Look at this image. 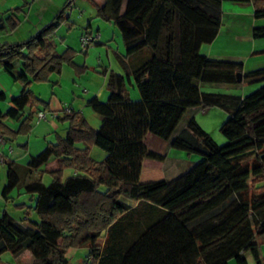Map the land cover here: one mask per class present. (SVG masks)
Here are the masks:
<instances>
[{
	"label": "trees",
	"instance_id": "1",
	"mask_svg": "<svg viewBox=\"0 0 264 264\" xmlns=\"http://www.w3.org/2000/svg\"><path fill=\"white\" fill-rule=\"evenodd\" d=\"M74 1L68 0L29 40L0 44V67L24 68L15 77L22 89L12 99L14 106L0 110V135L6 140L31 132L39 110L25 115L27 106H49L31 91L33 82L51 81L62 74L65 63L78 74L87 68L74 62V51L59 52L50 40L69 20L66 10ZM142 1L109 0L98 6L99 16L121 31L141 99H131L128 76L114 72L108 100L93 96L88 101L102 118L99 128L91 127L81 111L63 109L57 118L69 122L65 136L58 135L57 142L48 143L28 163L38 169L58 160L57 168L44 171L53 178L48 184L39 177L23 185L18 164L8 163L3 197L9 200L14 188H25L36 196L30 208L39 221L27 226L3 211L0 258L5 252L19 256L30 250L31 264H70L69 250L88 247L86 264H230L232 259L250 264L247 254L259 247L253 239L256 230H264V68L245 72L241 61L202 52L219 33L223 0H155L143 19L132 14ZM230 1H253L255 16L264 17V0ZM171 6L177 31L175 57L168 60L159 57L157 47ZM19 11L8 16L10 28L18 24ZM203 83L260 86L243 96L206 92ZM6 98L0 90V101ZM212 106L229 114L221 126L226 137L222 145L195 116ZM9 118L20 121L18 129L5 123ZM148 132L173 145L180 144L179 138L204 157L174 178L141 181L146 158H165L147 146ZM92 146L105 150L106 158L96 160ZM66 168L76 172L63 178Z\"/></svg>",
	"mask_w": 264,
	"mask_h": 264
},
{
	"label": "crops",
	"instance_id": "2",
	"mask_svg": "<svg viewBox=\"0 0 264 264\" xmlns=\"http://www.w3.org/2000/svg\"><path fill=\"white\" fill-rule=\"evenodd\" d=\"M67 1L68 0H0V44L22 43L37 35L43 28H45L49 23H51V21H53L57 14L64 8ZM89 1L96 7L95 14H93L87 20H81L85 15H80L76 12V7H78V4L81 3V0H75L72 4V7L66 10V12L70 15L69 20L57 28L54 35L51 36L50 40L55 43L56 49L59 52H62L65 49H71L72 51H74V62L76 64L85 65L87 67L86 70L92 68L98 74H101L104 77H108L107 81H104L103 86H101V91H104V95H108L106 100H104L100 92L97 91V88L95 90L97 92H92V90L90 89L89 96L86 99L83 98L80 103L76 104V102L80 101L81 99L74 100L73 98L71 101H69L68 98L59 93L57 85L60 86L61 84L59 77L60 75H53L51 81L49 82L38 83V86L47 87V92H49V94L45 96L42 95L41 92H38L33 88L34 85L36 86L37 84L36 82H33V84L30 86L31 91L36 97L47 102L49 106L47 107V109H45V105L43 104L31 107L27 106V108H25V115L30 111L36 113L37 110H45L48 116H52L51 122L54 126V130L58 129L59 127V124L57 123V115L63 112L65 104L70 103L71 108L79 110L83 113V103L85 102V105L89 106L88 101L91 97L97 96L101 101H107L110 96L108 84L112 73L115 72L127 75L130 83H133L132 61L131 59L126 58V49H123L122 45H120V36L116 33V31L111 29V26L114 23L99 16L98 14V6L104 4L109 0ZM154 1L155 0H143L137 7L133 9V16L143 19ZM16 8L20 9V11L17 13L19 21L15 27L10 28L7 18ZM109 12L110 7L108 6V13ZM176 31V9L175 7L171 6L166 13L160 40L157 47V54L159 55V57L168 60L174 59ZM86 33H99L100 39L94 41L93 45H89L87 48H85L84 51H82L80 39L82 35ZM201 50L204 54L213 59L241 61L243 62L245 72L264 68V17L257 18L255 16V6L253 1L223 0L221 27L219 33L211 43L204 44ZM82 53L84 54V56L80 58ZM44 54L45 50L40 48L38 50V55L42 56ZM137 58L138 57H136L135 60ZM1 70L2 69L0 67V90L6 92L7 98L4 101H0V110L5 112L11 106H14L12 103V99L19 95L21 92L22 85L17 83L15 77L19 71H24V68L22 67V65H19L16 70H7L5 68H3V71ZM84 74H81L80 76H84ZM11 76L14 77H12L13 80ZM74 82H76L78 85L80 84V82L78 83L76 80H74ZM259 86L260 83H245L242 85L215 83L201 84V87L203 88L202 90L206 92L239 94L243 96L254 91ZM73 93L75 97H78L80 95L75 91ZM90 93L93 94L90 95ZM127 93L133 100L141 99L140 92L139 94L136 93L135 96H132L131 92H129L127 89ZM77 105L80 106L78 107ZM35 121L36 120L33 119L31 132L24 136L28 137V135L36 132L34 137L35 139L33 138V135L29 136L28 139L25 138L27 140L25 141V143L21 144L22 147L25 148L21 152H17V150L13 148V143L10 140H6L4 136L0 135V138L2 137L5 141L0 144V162L7 164V168L10 161L17 163L21 169V182L23 183V185H26L37 179H32V176L30 175L34 174V172H36L35 170H37L29 168L28 163L30 159L43 151L48 143L53 142V136L48 137V132L46 129L47 125L42 126V120L39 123ZM5 123L13 129H18L20 126V121L12 118L5 120ZM48 126H50V124H48ZM67 127L68 126H64L63 129L66 131ZM151 134L154 133L148 132L146 135L145 142L147 146L154 151L164 154L165 158L162 160L146 158L143 162V168L146 162L151 159L149 162L153 161L154 164L161 165L160 169L162 170V178L159 179L174 178L178 176L179 172H177V168L179 166V161L176 163H168L167 161L169 153L167 154L165 152L168 148L170 149L169 152L173 151L176 145H173L170 141L164 139L166 141V147L163 151L157 150V146H155L154 142H152L153 140H150V143L147 142L148 138L153 139ZM18 138H20V136ZM176 141L180 143L182 142V144L185 145L186 153H188V156H186L188 160H193V164L200 161V159H203L204 154L202 152L193 150L190 144L180 140L179 138H176ZM82 146L88 145L86 143H83ZM90 150H92V147L90 148ZM196 155L199 156V159L195 158ZM25 162L26 164H23ZM52 163L54 164L52 165V167L48 166V164ZM48 164H45V170H53L57 168L58 160L53 159ZM152 168L154 169V171H157L155 166H153ZM22 189V192L27 193L25 188ZM31 196L34 200L33 204H35L36 196ZM253 239L259 244V247L258 249L248 253L247 257H251V259L254 260H259L258 264H264V230L261 227L256 230V234ZM232 262L233 260L230 261V264H233Z\"/></svg>",
	"mask_w": 264,
	"mask_h": 264
},
{
	"label": "rangeland",
	"instance_id": "3",
	"mask_svg": "<svg viewBox=\"0 0 264 264\" xmlns=\"http://www.w3.org/2000/svg\"><path fill=\"white\" fill-rule=\"evenodd\" d=\"M76 12L79 13L80 15H85L81 20H87L90 18L93 14L96 12V7L89 1V0H81V3L78 4V7H76ZM133 14V12H132ZM76 15V13H75ZM111 29L116 31V33L120 36V45H122V48L125 49L124 42L122 40V34L119 28L115 25L112 24ZM80 44H81V49L82 51L85 50V48L82 46V42L80 39ZM94 42H92L90 45H93ZM117 45V43H116ZM84 54L82 53L80 58H82ZM3 71V68H1ZM86 73V74H84ZM81 74H84V76H80ZM81 74H78V72L75 70L73 66H71L68 63L64 64L63 67V72L59 76L61 84L58 86V91L60 94L68 98L69 101H71L73 98L75 99H81L80 101L76 102V104L80 103L83 98L86 99L89 96V90L91 89L92 92H97L99 91L101 96H103V99L106 100L107 95H104V91H101V86H103L104 81H107L108 77H104L101 74H98L97 72L94 71V69L90 68L86 71H83ZM80 76V77H79ZM13 76H11L12 78ZM14 78V77H13ZM12 78V80H13ZM133 83L131 84L129 80H127V89L129 92H131L132 96H135L136 93L139 94V89L136 85L134 75L132 76ZM76 80L78 83L80 82V86L74 82ZM17 83L20 84L19 81ZM36 86L34 85V89L38 92H41L42 95H47L49 92H47V87L43 86H38V83L42 82H36ZM45 83V82H44ZM204 84H210V83H204ZM49 85V84H48ZM235 85V84H234ZM96 88L98 89L97 91ZM202 88V87H201ZM203 89V88H202ZM88 90V91H87ZM207 90V89H204ZM78 92L80 94L78 97L74 96L73 92ZM93 93H90V95ZM84 104V110L83 113L85 117L87 118L89 124L93 128H98L101 123V116L96 113L91 107L86 106L85 102ZM78 106V105H77ZM80 106V105H79ZM78 106V107H79ZM66 107H71L70 103L65 104ZM195 116L197 117V121L203 126V128L208 131L213 138L216 140V142L219 145H222L226 142V137L223 134L221 130V126L224 121H226L229 117V114L227 111H225L222 108L212 106V107H206L204 109H199ZM52 116H48L44 119H42V126L47 125V132H48V137L53 136L52 141L57 142L58 140V135L64 136L66 134V131L63 129L64 126H68L69 122L68 121H60L59 119L57 120V123L59 124L58 129L54 130V126L51 122ZM38 122V121H35ZM39 123V122H38ZM50 124V126H48ZM38 127V125H37ZM36 127V128H37ZM35 128V129H36ZM49 128V129H48ZM36 132H34L31 135H28V137H24L26 135H20V138L16 139L13 141V148L17 150V152L23 151L25 147H22L21 144L25 143V141L29 138V136L33 135V138L35 137ZM39 135V134H38ZM43 135V133H42ZM153 139L148 138V143H150V140L154 142V145L157 146V150L163 151L164 148L166 147V141L155 135L151 134ZM41 136V135H40ZM27 138V139H25ZM35 139V138H34ZM50 140V139H49ZM182 143V142H181ZM180 143V144H181ZM81 145L83 143H80ZM176 145V147L173 149V151L169 152V148L167 151H165L167 154L169 153L168 157V163L169 162H178L179 161V166L177 168L178 175L183 173L184 171L188 170L190 166L193 164V160H188L187 156L188 153H186V147L184 144L182 145ZM34 150V149H33ZM17 155V154H16ZM91 155L96 159V160H104L107 156V153L105 150L98 146H92L91 150ZM187 155V156H186ZM195 158L199 159V156L196 155ZM202 158V157H201ZM53 160V159H52ZM151 160V159H150ZM148 160L143 168V171L141 173V180L142 181H150L154 179H159L161 177V169L159 164H154L153 161L149 162ZM202 160V159H200ZM51 161V160H50ZM49 161V162H50ZM48 162V163H49ZM47 163V164H48ZM54 163V162H53ZM48 164V166L52 167L54 164ZM23 164H26L23 163ZM153 164V165H152ZM168 165V164H167ZM155 166L157 171H154L152 168ZM45 164L41 166L39 169L35 170L34 174H30L32 176V179L39 178L41 177L43 182L45 183H50L51 180L53 179L49 173L44 172L45 171ZM7 164L1 163L0 162V214L3 211H8L11 215H13L17 220L23 222L27 226H31V220L34 221H39L37 213L30 208V206H33L34 200L32 199V196L28 193L22 192L23 189L16 187L10 194L9 200H5V198L2 195V188L4 184L7 182ZM76 171L74 168H66L63 172V178L68 177L71 174H74ZM21 190V191H20ZM26 203V204H24ZM23 205V206H21ZM258 230V228H257ZM216 240V242H218ZM89 249L88 247H78V248H73L69 250L68 256L70 259V264H86L87 261V255H88ZM248 258V257H247ZM233 264H237V260L232 259ZM250 264H258L254 259H251V257L248 258ZM33 262V255L30 250H26L19 256H14L10 251L5 252L1 258H0V264H31ZM198 264H207L205 261L200 260L198 261Z\"/></svg>",
	"mask_w": 264,
	"mask_h": 264
},
{
	"label": "built area",
	"instance_id": "4",
	"mask_svg": "<svg viewBox=\"0 0 264 264\" xmlns=\"http://www.w3.org/2000/svg\"><path fill=\"white\" fill-rule=\"evenodd\" d=\"M100 39V34L96 33V34H90V33H86L84 35H82L81 37V42H82V46L84 48H87L92 42L97 41ZM71 107H66L64 108V111H71ZM47 117V112L44 110H39L37 111L36 115H35V120L40 122L42 119ZM5 142L4 139L1 137L0 138V144Z\"/></svg>",
	"mask_w": 264,
	"mask_h": 264
}]
</instances>
